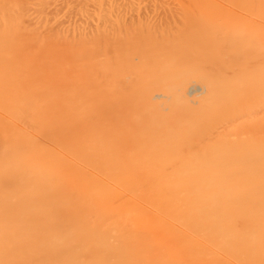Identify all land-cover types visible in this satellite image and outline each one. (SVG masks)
Masks as SVG:
<instances>
[{
    "label": "bare ground",
    "instance_id": "6f19581e",
    "mask_svg": "<svg viewBox=\"0 0 264 264\" xmlns=\"http://www.w3.org/2000/svg\"><path fill=\"white\" fill-rule=\"evenodd\" d=\"M74 2L0 0V264H264V0Z\"/></svg>",
    "mask_w": 264,
    "mask_h": 264
},
{
    "label": "rangeland",
    "instance_id": "374dc122",
    "mask_svg": "<svg viewBox=\"0 0 264 264\" xmlns=\"http://www.w3.org/2000/svg\"><path fill=\"white\" fill-rule=\"evenodd\" d=\"M71 2L73 3L74 0H71ZM75 2H76V1H75ZM75 2H74L73 4H71V7L73 8V10H72V9H71V10H72L74 13H75L74 9L76 10V8H74V7L77 5V4L75 5ZM76 3H77V2H76ZM59 5H63V6H65V4H64L63 1L60 2ZM74 5H75V6H74ZM69 6H70V5H69ZM58 7H60V6H58ZM61 7H62V6H61ZM56 8H57V7H56ZM52 10H53V9H52ZM61 10H63V7H62ZM65 10H66V9H65ZM65 10H64V11H65ZM66 11H68L67 14H65V15H68L67 17H73V16H74V13H71L72 11L70 12V11H69V8H68V10H66ZM62 12H63V11H62ZM62 12H61V13H62ZM62 15H63V14H62ZM64 17L66 18V16H64ZM77 17H78V16H77Z\"/></svg>",
    "mask_w": 264,
    "mask_h": 264
}]
</instances>
